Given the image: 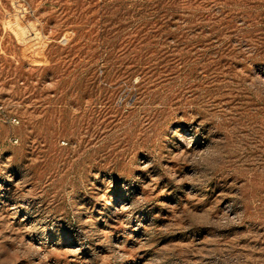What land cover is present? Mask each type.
I'll use <instances>...</instances> for the list:
<instances>
[{
    "label": "rangeland",
    "instance_id": "1",
    "mask_svg": "<svg viewBox=\"0 0 264 264\" xmlns=\"http://www.w3.org/2000/svg\"><path fill=\"white\" fill-rule=\"evenodd\" d=\"M161 1L0 0V264H264V0Z\"/></svg>",
    "mask_w": 264,
    "mask_h": 264
},
{
    "label": "trees",
    "instance_id": "2",
    "mask_svg": "<svg viewBox=\"0 0 264 264\" xmlns=\"http://www.w3.org/2000/svg\"><path fill=\"white\" fill-rule=\"evenodd\" d=\"M179 5H183L187 9H191L192 7L195 6V3H193V0H164L163 2L162 1L158 2V13H159L158 20L161 21V23L167 24V22L169 21H174L177 20L178 18H182L183 16L180 15V12H178V10L176 11V7H178ZM160 8H162V10H160ZM188 15H189L188 18L184 17L183 19L180 20L190 22L191 21L190 17L192 13H188Z\"/></svg>",
    "mask_w": 264,
    "mask_h": 264
},
{
    "label": "clouds",
    "instance_id": "3",
    "mask_svg": "<svg viewBox=\"0 0 264 264\" xmlns=\"http://www.w3.org/2000/svg\"><path fill=\"white\" fill-rule=\"evenodd\" d=\"M175 135H179V133H178V131L176 132V133H174ZM201 154H204V152H205V149H202V150H198ZM211 151V154L214 156V157H216V158H218V157H220V153L219 152H217V151H215L214 149H212V150H210Z\"/></svg>",
    "mask_w": 264,
    "mask_h": 264
}]
</instances>
